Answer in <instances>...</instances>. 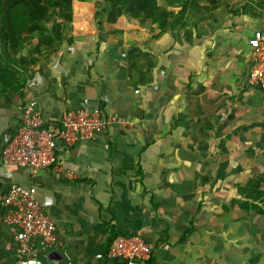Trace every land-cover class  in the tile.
<instances>
[{
    "label": "crops",
    "instance_id": "obj_1",
    "mask_svg": "<svg viewBox=\"0 0 264 264\" xmlns=\"http://www.w3.org/2000/svg\"><path fill=\"white\" fill-rule=\"evenodd\" d=\"M117 1L84 7L86 20L70 29L67 46L39 61L18 94L1 99L0 201L12 184L31 189L56 226L48 257L67 251L68 264H126L107 250L136 234L150 248L146 264H233L251 252L238 244L248 238L233 220L220 228L223 207L214 200L227 192L230 216L227 165L257 142L250 14L236 0H140L144 13ZM130 48L137 50L128 56ZM28 100L50 120L98 107L109 122L63 151L57 167L31 173L1 157ZM3 214L0 203V264H15Z\"/></svg>",
    "mask_w": 264,
    "mask_h": 264
},
{
    "label": "built area",
    "instance_id": "obj_2",
    "mask_svg": "<svg viewBox=\"0 0 264 264\" xmlns=\"http://www.w3.org/2000/svg\"><path fill=\"white\" fill-rule=\"evenodd\" d=\"M251 65L248 83L264 92V30L256 29L247 39ZM109 120L98 107L67 111L50 120L37 108L35 100L24 103L20 123L2 147V161L35 173L57 167L61 153L77 142L103 133ZM68 177L73 174L66 172ZM3 221L12 229L16 248L15 264H61L48 253L56 243L54 221L45 213L32 190L12 184L1 197ZM107 256L121 258L126 264L150 259V248L140 234L120 237L112 243Z\"/></svg>",
    "mask_w": 264,
    "mask_h": 264
},
{
    "label": "trees",
    "instance_id": "obj_3",
    "mask_svg": "<svg viewBox=\"0 0 264 264\" xmlns=\"http://www.w3.org/2000/svg\"><path fill=\"white\" fill-rule=\"evenodd\" d=\"M69 3L71 0H0V101L24 88L39 61L59 47L67 46L69 35H73L69 28L72 9H76L74 3L72 8ZM254 20L247 35L256 30L259 19L254 16ZM226 197L227 192L219 191L214 200L216 205L223 207V211L217 214L222 223L220 228L225 229L228 219L233 220L236 233L240 237L244 235L243 239L248 238L244 240L247 244L244 248L237 241L239 247L251 251L231 258L233 264H241L242 261L259 264L264 256V222L261 221L264 219V191L257 188L239 203L235 197L228 198L235 208L230 216L224 212ZM258 224L262 225L261 231H258ZM9 237L12 239V231ZM225 258L219 255L220 261Z\"/></svg>",
    "mask_w": 264,
    "mask_h": 264
},
{
    "label": "rangeland",
    "instance_id": "obj_4",
    "mask_svg": "<svg viewBox=\"0 0 264 264\" xmlns=\"http://www.w3.org/2000/svg\"><path fill=\"white\" fill-rule=\"evenodd\" d=\"M141 1L144 2L145 0H141ZM141 1L131 0V2L135 4V7L130 9L129 6V10H131L132 12V9H136V5H138V10H140L138 12L140 13L146 12V7H144L141 4L142 3ZM240 1H243L242 8L244 7L243 9L250 14L251 22L256 21L254 20V16L259 19V23L255 26L257 28L255 29L264 30V0H236L235 2L236 8L239 7L238 5H241ZM97 2L104 3V0H71V3H69L68 5H71L72 8L74 3L75 5L74 7L76 9H72L73 10L71 14L72 22L70 23L71 26L69 28L74 29L75 26H77L76 24H80V23L83 24V21L86 20L84 18V10H83L84 7H88L90 4H96ZM107 2L110 3L109 0H107ZM117 2H118L117 3L118 6L120 5L122 7V5H124V3L122 2H127V1L118 0ZM139 4L142 6H140ZM113 8L117 9V5H115ZM125 50L128 51L127 54H129L128 56H130L131 53L134 54L137 48L136 49L130 48ZM129 51H131V53ZM145 51L144 53L146 54ZM124 53L126 52L124 51ZM139 56L142 57L144 55L139 54ZM255 92L256 93L252 101L253 103L250 104L251 105L250 109H252L251 110L252 114L250 116V123L252 125L250 130V136L252 140L253 138H256L257 142L249 145L250 154L247 153V155H244L245 158H238L234 162L230 163V164H234V168H233L234 171L231 173H230L231 166L228 163L226 169L227 172L231 174V177L227 178L226 175L218 177L221 179L219 182L220 185H222L223 178H227L229 180L227 183L230 186L229 190H232L234 192L235 196L232 197H235L238 203L240 201L246 200L251 194L255 192V189L257 188L262 189L264 191V92L258 89L257 91L255 89ZM237 147L239 150L243 149V146L241 145L235 146V148ZM219 166H222L223 168L226 167V165H220V164ZM242 192L243 195L241 196L240 194H242ZM261 221L264 222V219H262ZM257 227H258V231H261L260 229L262 225L258 224ZM259 264H264V256L262 257L261 260H259Z\"/></svg>",
    "mask_w": 264,
    "mask_h": 264
},
{
    "label": "water",
    "instance_id": "obj_5",
    "mask_svg": "<svg viewBox=\"0 0 264 264\" xmlns=\"http://www.w3.org/2000/svg\"><path fill=\"white\" fill-rule=\"evenodd\" d=\"M51 255V259H57V258H61V262L63 264H68V260L65 258L68 255L69 258V253L67 251H61V252H53Z\"/></svg>",
    "mask_w": 264,
    "mask_h": 264
}]
</instances>
